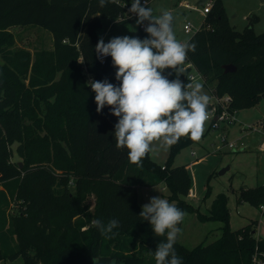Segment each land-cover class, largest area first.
Here are the masks:
<instances>
[{
	"label": "trees",
	"instance_id": "1",
	"mask_svg": "<svg viewBox=\"0 0 264 264\" xmlns=\"http://www.w3.org/2000/svg\"><path fill=\"white\" fill-rule=\"evenodd\" d=\"M121 1L131 8L132 0ZM126 14L117 0L104 7L99 0H0V52L14 39L15 27H40L53 37L52 50L25 55L22 64L0 56V264L17 259L24 264H156L154 251L166 236H156L139 216L138 188L162 184L169 190L167 200L186 214L223 223L222 236L213 243L189 249L177 239L174 248L183 264H264L259 222L232 230L226 194L213 200L209 214L188 202V166L174 167L171 159L194 141L182 137L164 165L150 153L142 166L131 164L127 149L116 147L112 124L118 118L108 106L97 112L88 75L119 86L112 59L103 65L96 58V30L101 17ZM144 35L139 27L138 37ZM188 41L197 49L185 63L217 95L231 96L232 109L251 107L264 96V32L236 30L215 0ZM31 61L34 89L28 91L23 75ZM225 65L237 71L226 74ZM191 70L180 76L184 83ZM14 145L22 162H12ZM89 192L96 194L94 211L83 203ZM210 196L211 190L202 201ZM243 202L264 206V185L243 190ZM96 219L105 224L116 219L120 227L107 238L94 225L87 227Z\"/></svg>",
	"mask_w": 264,
	"mask_h": 264
},
{
	"label": "rangeland",
	"instance_id": "2",
	"mask_svg": "<svg viewBox=\"0 0 264 264\" xmlns=\"http://www.w3.org/2000/svg\"><path fill=\"white\" fill-rule=\"evenodd\" d=\"M214 5L215 0H212ZM197 0H153L148 7L152 8L153 15H158L161 10L170 11L174 16V32L180 41H188L193 34L205 23L206 16L201 12L202 7L197 6ZM190 5L194 9L187 8ZM219 4L227 15L233 28L243 31L248 27L255 34L264 32V0H219ZM138 18L126 14L117 18L103 16L100 18L96 30L98 40L103 38L109 42L114 37H138ZM148 24V21H145ZM190 24L193 32L185 33L182 25ZM14 39L5 42L4 51L0 56L10 63L22 64L24 56H34L43 50L53 49L52 33L40 27H15ZM148 38L145 32L144 37ZM26 50V51H25ZM21 51V52H20ZM9 53V54H6ZM26 52V53H24ZM29 52V53H28ZM3 53V54H2ZM14 61V62H13ZM26 65V64H25ZM23 65V67L25 66ZM32 61L25 79L28 91H32L31 79ZM209 95L208 90H204ZM34 92H32L33 94ZM26 97L28 93L25 94ZM238 122L232 126L222 124L221 129H214L211 121H207L205 131L199 142H194L185 147L171 159L174 167L187 165L192 178V196L187 200L194 207H200L204 214H209L213 200L219 194L228 196L230 210V227L239 230L252 221H258L257 238L264 239V215L260 209L248 202L239 203L243 190L252 189L264 185V96L251 107L237 110ZM115 126V124H112ZM112 126L110 130L113 131ZM222 134L227 136L228 142L236 144V148L226 146L221 139ZM155 151L151 152V158L159 165H164L170 157L171 147L164 150L159 147V142L153 144ZM12 162H22L13 146ZM229 170L221 175L220 172ZM211 190V196L204 200L207 192ZM141 206L150 202V198L161 196L167 199L169 190L166 185L138 188ZM84 204L89 205L90 211H94L96 194L89 192ZM93 225V221L87 227ZM223 223L218 221L201 222L196 214H186L178 235L179 242L189 249L198 245H207L218 240L222 236ZM83 228V230H85ZM113 248V246H111ZM7 264H24L22 259L9 261Z\"/></svg>",
	"mask_w": 264,
	"mask_h": 264
},
{
	"label": "clouds",
	"instance_id": "3",
	"mask_svg": "<svg viewBox=\"0 0 264 264\" xmlns=\"http://www.w3.org/2000/svg\"><path fill=\"white\" fill-rule=\"evenodd\" d=\"M116 0H99L101 7ZM129 11L145 28L148 38L114 37L105 43L101 38L95 51L101 58L110 56L117 69L115 78L119 86L107 80L89 81L88 86L95 93L97 112L105 106L118 118L114 128V138L118 149H127L131 164L142 166V160L155 151L153 144L168 150L188 137L199 142L210 117L208 106L211 98L204 91L202 82L184 83L183 75L188 53H195L194 42L180 41L174 32V16L170 11L161 10L153 15L152 8L141 4V0H132ZM83 63V61H78ZM167 72V75H165ZM175 74V79L169 76ZM139 216L148 221L156 236L165 237L154 251L156 264H183L174 245L181 233L180 225L186 213L175 204L161 196L150 198L142 206ZM93 225L105 235L114 234L120 227L118 220L107 224L96 219Z\"/></svg>",
	"mask_w": 264,
	"mask_h": 264
},
{
	"label": "built area",
	"instance_id": "4",
	"mask_svg": "<svg viewBox=\"0 0 264 264\" xmlns=\"http://www.w3.org/2000/svg\"><path fill=\"white\" fill-rule=\"evenodd\" d=\"M153 1V0H147V6L150 4V2ZM212 0H208L207 3L205 4V6L202 7V10L201 12L203 13V15L207 16L211 10H212ZM117 3L118 4H121L123 7L126 8L127 10V14H131L132 17H136L138 18L135 14L131 13L129 11V7L126 3H123L121 0H117ZM141 4L144 5L145 4V0H141ZM187 8H190V9H194V8H191L190 5H186ZM148 26L147 23H143L142 25H139L140 29L143 31V32H146L145 31V28ZM210 29V26L208 27ZM183 30L185 31V33L187 34H190L191 32H193V27L192 25L190 24H185L183 25ZM107 43V42H105ZM95 55H96V58L97 60L101 63V64H105L109 58H111L110 56H107V57H103L101 58L99 56V54L95 51ZM184 69H192L191 72L189 73V76H188V82H190V80L194 79L195 81H198V82H202L203 83V86H204V89L208 90L209 92V97L211 98L210 100V104H209V110L208 112L210 113V117L208 119V121H211L212 123V127L214 129H221V125L224 124L226 126H232V125H235L237 120H236V113L237 111L232 109V104H233V99L231 96L229 95H225V96H219L216 94V91L214 88H212L206 81V79L193 67V65L191 63H185L184 64ZM89 81H93V79H89ZM221 139H222V142L230 147V148H236V144H234L233 142H228L227 140V136L222 134L221 136ZM192 192H190V197H193L192 196ZM261 212L264 213V206H262L260 208ZM257 258H254V261H256Z\"/></svg>",
	"mask_w": 264,
	"mask_h": 264
},
{
	"label": "water",
	"instance_id": "5",
	"mask_svg": "<svg viewBox=\"0 0 264 264\" xmlns=\"http://www.w3.org/2000/svg\"><path fill=\"white\" fill-rule=\"evenodd\" d=\"M197 6H204L208 0H197ZM183 28V25L181 26V29ZM224 72L226 74L228 73H234L237 71V68L234 65H225L223 66ZM20 167H22V163L20 164ZM229 170L228 168L223 169L220 174L223 175Z\"/></svg>",
	"mask_w": 264,
	"mask_h": 264
},
{
	"label": "crops",
	"instance_id": "6",
	"mask_svg": "<svg viewBox=\"0 0 264 264\" xmlns=\"http://www.w3.org/2000/svg\"><path fill=\"white\" fill-rule=\"evenodd\" d=\"M207 3V2H206ZM205 6V5H204ZM201 7H203V6H201ZM192 8V7H191ZM22 29V28H21ZM183 29V28H182ZM11 31H14V29H11ZM89 79H91V76L90 75H88V80ZM211 86V85H210ZM212 87V86H211ZM212 88H214V87H212ZM215 89V88H214ZM205 90V89H204ZM237 116V115H236ZM236 120H237V117H236ZM237 122H238V120H237ZM236 122V123H237ZM258 226H259V223H258ZM257 231H258V228H257ZM261 239V238H260ZM18 260V259H17ZM2 264H7V262H3Z\"/></svg>",
	"mask_w": 264,
	"mask_h": 264
}]
</instances>
